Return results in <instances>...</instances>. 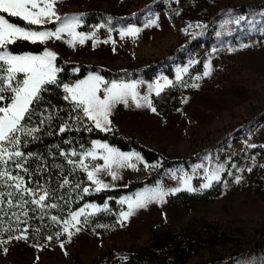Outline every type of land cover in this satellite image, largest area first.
Returning <instances> with one entry per match:
<instances>
[{"label":"rangeland","instance_id":"rangeland-1","mask_svg":"<svg viewBox=\"0 0 264 264\" xmlns=\"http://www.w3.org/2000/svg\"><path fill=\"white\" fill-rule=\"evenodd\" d=\"M57 10L61 16L83 14L84 23L90 12L105 13L122 22L118 34L110 35L111 39L98 35L113 22L108 18L101 19L98 25L102 26L91 31L95 32V38L83 45L72 47L66 37L47 41L46 47L65 61L127 72L123 80L144 81V75L155 74L149 83L161 76L168 77V72L163 71L168 69L171 80L184 88L181 106L167 115L134 104L116 105L110 116L112 130L139 140L170 160L197 158L188 169L183 168L190 174L194 165H207L209 156L213 164L219 160L226 164L227 171L221 174V180L227 185L211 202L174 206L169 204L170 195L164 204L151 203L107 236L95 234L84 226L70 241L66 237L63 249L59 244H42L43 249L38 250L25 240H13L6 245L7 254L0 251V264H116L124 260L122 257L128 258L145 247L154 230H179L190 223L205 231L237 238L246 252L264 246V198L252 194L257 162L252 158L236 160L254 147H264V0H205L202 4L199 0H60ZM229 14L254 15L257 24L222 28ZM152 18L164 29V36L155 40L144 37L152 30L153 25L144 27ZM197 24L206 27L197 28ZM129 25L141 28L140 33L136 37H121L120 29ZM202 59L204 64L210 62L212 66L207 77L202 75L204 64L200 72L193 73ZM185 66L188 71L182 74V79L187 87L175 80L177 71ZM197 76L201 78L194 80ZM144 82L142 93L147 91L148 82ZM193 83L199 87H192ZM133 162L138 170L122 169L120 180L102 176L106 182L117 185L106 190L126 187L161 167V163L145 168L143 163ZM236 176L242 177L240 182H236ZM202 181L203 169H200L192 183L199 188ZM161 182L170 187L177 184L169 171L157 183ZM219 182L214 181L212 186ZM122 206L126 210L127 206ZM102 212L106 211L93 216ZM234 250L231 247L204 250L189 264H207L212 258ZM234 264H264V255Z\"/></svg>","mask_w":264,"mask_h":264},{"label":"snow or ice","instance_id":"snow-or-ice-1","mask_svg":"<svg viewBox=\"0 0 264 264\" xmlns=\"http://www.w3.org/2000/svg\"><path fill=\"white\" fill-rule=\"evenodd\" d=\"M59 2L60 0H0V251L4 254L8 252L6 245L13 240H39L43 229L48 227L45 224L46 218L59 230L43 235L44 240L51 242L56 239L63 249L65 242L60 240L62 235L70 241L74 234L83 230L95 213L111 211L105 201L103 204L86 203L76 210L69 208L66 216L51 215L54 210L63 212L64 208L73 202L72 193H75L76 199H83L84 194L115 188L116 184L106 182L102 176H110L112 181L120 180L122 169H137L134 160L143 163L145 168L157 166L148 164L139 152H124L101 140H92L87 149L81 145L79 152L74 147L65 150L57 145V151L50 150L48 157L24 151L29 143L39 140L45 132L48 135L56 134L51 131L55 121H59L56 126L58 133L81 130L91 132L94 129L110 132V116L118 104L126 107L130 104L137 108L147 107L155 113L157 109L153 105L152 93L159 96L165 88L174 84L173 80L161 76L147 83V91L142 93L141 87L145 84L143 80L109 81L98 72H89L83 79H77L73 83H63L59 78L63 69L56 63L58 53L55 51L47 47L38 54H17L12 51L10 46L18 41L45 44L53 38L62 40L66 37V42L75 47L95 38L94 31L78 30L84 23L83 14L61 16L57 10ZM7 17L18 18L24 24L11 22ZM50 23L55 25L54 30L46 27ZM156 23L157 19L152 18L144 27ZM242 23L255 27L257 19L254 15L249 17L229 14V18L224 20L221 27L241 26ZM195 27L206 26L197 24ZM108 31L111 32L112 29L109 28ZM140 31L141 28L129 25L121 28L119 34L121 37H136ZM185 32L187 34V29ZM217 35L219 36L220 32H217ZM112 42L115 43L114 40ZM73 71L79 69L74 68ZM187 71V66L180 68L175 80L184 84L182 74ZM211 71L210 62H206L202 75L207 77ZM200 78L197 76L194 80ZM52 85L62 87L65 93L63 99L70 102L66 116H62L61 110L54 109L51 105L42 107L46 103L44 94ZM191 86L198 88L199 84L193 83ZM65 143L71 144L72 140H66ZM57 153L70 166L67 175L64 174L65 165L55 162ZM32 160L36 161L35 168L29 167ZM200 169H203V181L197 188L192 181ZM78 170H82L89 183L74 182L70 179ZM251 170L248 168V171ZM225 171L226 164L219 160L213 164L210 156L207 165H194L191 174L182 167L169 170L171 178L177 182L176 186H166L161 182L135 193L134 196H121L118 203L127 207L126 210L119 211L117 223L123 227L124 222L137 210L147 208L151 203L164 204L168 196L182 190L195 193L208 189L214 181H221V174ZM44 173L48 174L47 179L43 178ZM53 175L56 176L55 188L51 186ZM228 175H232V172L228 171ZM241 179L240 176L235 177L236 182ZM37 224L38 226H34ZM97 227L107 228L108 225ZM33 246L38 250L44 247L39 243ZM121 259L126 260L127 257Z\"/></svg>","mask_w":264,"mask_h":264},{"label":"trees","instance_id":"trees-1","mask_svg":"<svg viewBox=\"0 0 264 264\" xmlns=\"http://www.w3.org/2000/svg\"><path fill=\"white\" fill-rule=\"evenodd\" d=\"M200 3H204L205 0H199ZM182 2V1H181ZM78 14V13H73ZM6 15V14H5ZM11 22H15L23 25L24 22L18 18L7 17ZM88 19L85 21L83 27L80 31L91 32L100 22L101 19H113V22L108 24L105 28L98 32L101 38L109 37L110 35H117L119 27L122 22H117V18L108 16L105 13L90 12ZM46 27L54 30V24H48ZM111 28L112 31L109 32L108 29ZM11 50L17 54H22L24 52H32L34 54L40 53L45 47V44L39 42L32 43L28 41H18L15 45L10 46ZM171 55H169L168 59ZM205 60L202 59L200 63L193 70V73H198L202 70V65ZM57 65L62 67L63 71L59 74V78L63 83H73L77 79H83L88 75L89 72H98L103 75L106 80L122 79L127 75V72L117 71L113 72L105 67L85 64L81 62H67L62 57L58 56ZM74 68L79 69V71H73ZM166 76L172 78V74L167 70ZM155 74L144 75V81L149 82ZM64 91L62 87H57L55 85L49 86V91L46 92L45 101L46 103L42 105L43 108H47L51 105L54 109L58 108L61 110V115L66 116L70 102L65 101ZM185 91L182 85L173 84L167 89H165L159 96H153V105L157 109V112L163 115L174 112L181 106V101ZM59 121H55L52 124L51 131L56 134L48 135L47 132L41 135V138L37 141L29 143L24 151H31L33 153H40L41 155L48 157L49 151L56 152V146L59 145L60 148L65 150L69 148H76L77 152L81 150V145L85 149L91 146L92 140H101L109 143L110 145L119 148L121 151L129 152L136 151L139 152L144 160L148 164L161 163V167L157 170L152 171L148 176L138 179L130 183L126 187L118 189L103 190L99 193L93 191L89 194H84L83 199H76L75 193H72V201L68 206H66L63 212L52 211L51 215H67L69 208L71 210H76L78 207H82L86 203L103 204L105 201L108 202L111 211H106L92 216L89 223L85 226L89 231L99 234L101 236H107L112 234L118 227L117 223L118 213L124 207L118 203L121 196H129L137 191L144 189L145 187L155 186L157 182L163 177V175L176 168L188 169L192 164L195 163L197 158L190 159H177L170 160L163 157L158 152L152 150L148 146L141 143L135 138H127L119 135L115 130L110 132H102L100 130L94 129L91 132L79 131L70 133H58L57 124ZM72 140L71 144L65 143L66 140ZM254 159L257 162V168L254 173V186L252 194L254 196L264 198V147H254L253 149L242 153L237 157V162H242L247 159ZM56 163L64 164V174L67 175L69 167L63 158L59 157L58 153L56 156ZM49 163H51V158L49 157ZM36 161L32 160L29 163V167L35 168ZM47 173L43 174V178L47 179ZM39 177H33L37 179ZM27 179V178H26ZM74 182H83L84 184L89 183L86 179V175L82 170H78L75 174L70 177ZM221 180L219 183L213 185L210 189L191 193L188 191H182L177 194L171 195L169 197V204L174 206H183L190 202H211L217 199L224 191L226 187V182ZM43 182V180L41 181ZM52 187H56V176L52 177ZM111 197L112 199H108ZM45 224L48 227L43 229V234L39 240L29 239L26 242L32 244H47L55 246L59 244L56 239L51 242H46L43 235L53 234L55 231L59 230L55 224L51 222L50 219H45ZM97 225H108L107 228L97 227ZM34 226H38L34 225ZM66 236L62 235L60 240H65ZM228 247L234 248L235 250L228 255H220L209 260L207 264H234L238 261L244 260L248 257L264 255V246H258L254 251L246 252L243 250L239 240L233 236L225 233H212L209 231L202 230L198 228L193 223H190L184 228L179 230H173L170 228H158L153 231L152 238L148 244L143 247L140 251L130 255L126 260L118 261L116 264H189V262L196 256H198L204 250H213L216 248L226 249Z\"/></svg>","mask_w":264,"mask_h":264},{"label":"crops","instance_id":"crops-1","mask_svg":"<svg viewBox=\"0 0 264 264\" xmlns=\"http://www.w3.org/2000/svg\"><path fill=\"white\" fill-rule=\"evenodd\" d=\"M148 27H150V26H148ZM163 32H164L163 27L161 26L160 23H157V24L153 25L151 32L144 34V37H146L147 39H154L155 40L157 38H161V36H164ZM170 86H168V87H170ZM167 88H165V89H167ZM153 95H155V93H152V96ZM152 96H151V98H152ZM156 113H157V111H156Z\"/></svg>","mask_w":264,"mask_h":264},{"label":"bare ground","instance_id":"bare-ground-1","mask_svg":"<svg viewBox=\"0 0 264 264\" xmlns=\"http://www.w3.org/2000/svg\"><path fill=\"white\" fill-rule=\"evenodd\" d=\"M155 214V213H154ZM154 214L152 215V217L154 218L155 216H154ZM159 214V213H158ZM158 214H155V215H158ZM147 216V215H146ZM144 217V216H143ZM158 219V218H157ZM156 220V219H155ZM154 221V220H153ZM149 222V221H148ZM146 223V222H145Z\"/></svg>","mask_w":264,"mask_h":264},{"label":"built area","instance_id":"built-area-1","mask_svg":"<svg viewBox=\"0 0 264 264\" xmlns=\"http://www.w3.org/2000/svg\"><path fill=\"white\" fill-rule=\"evenodd\" d=\"M167 70H168V69H165V70H163V71H166V72H167ZM164 73H165V72H164Z\"/></svg>","mask_w":264,"mask_h":264}]
</instances>
